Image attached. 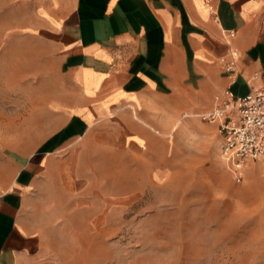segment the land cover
<instances>
[{
	"label": "crops",
	"instance_id": "0c3cea01",
	"mask_svg": "<svg viewBox=\"0 0 264 264\" xmlns=\"http://www.w3.org/2000/svg\"><path fill=\"white\" fill-rule=\"evenodd\" d=\"M37 1L56 70L24 118L25 148L6 158L0 264H61L50 208L65 190L96 188L114 156L167 163L179 121L209 122L219 105L230 48L234 94L264 87V0H212L217 19L207 0Z\"/></svg>",
	"mask_w": 264,
	"mask_h": 264
},
{
	"label": "rangeland",
	"instance_id": "374dc122",
	"mask_svg": "<svg viewBox=\"0 0 264 264\" xmlns=\"http://www.w3.org/2000/svg\"><path fill=\"white\" fill-rule=\"evenodd\" d=\"M37 0H0V190L24 149V118L56 64ZM33 104V105H32ZM197 118L195 114L193 116ZM179 121L162 166L113 157L96 188L65 190L50 208V258L61 264H264V167L237 181L216 122ZM175 137V138H174Z\"/></svg>",
	"mask_w": 264,
	"mask_h": 264
},
{
	"label": "built area",
	"instance_id": "2783aa9c",
	"mask_svg": "<svg viewBox=\"0 0 264 264\" xmlns=\"http://www.w3.org/2000/svg\"><path fill=\"white\" fill-rule=\"evenodd\" d=\"M207 0L209 9L217 19V12ZM234 30H230L233 34ZM238 50L230 48L228 55L220 57V62L228 78L222 96L217 95L219 105L201 117L209 122H218L222 137V149L232 158L236 167L237 181H241L242 169L255 160L264 167V87L252 89L244 96H236L232 86L236 82V59ZM259 77L255 72L253 79Z\"/></svg>",
	"mask_w": 264,
	"mask_h": 264
}]
</instances>
